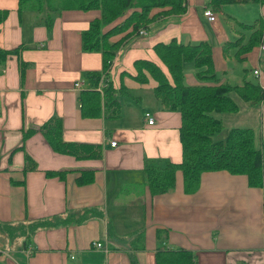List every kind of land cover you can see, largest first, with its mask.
<instances>
[{"label":"crops","instance_id":"0c3cea01","mask_svg":"<svg viewBox=\"0 0 264 264\" xmlns=\"http://www.w3.org/2000/svg\"><path fill=\"white\" fill-rule=\"evenodd\" d=\"M205 2L186 0L184 14L159 18L145 35L138 33L129 39L110 69L113 86L124 84L131 95L121 99L120 116L101 113L85 118L78 102L79 88L73 83L80 80L85 87L84 71L101 66L99 52H84L80 47L81 31L97 16L88 14L97 11L64 10L55 19V34L51 33L50 39L40 28H33L36 47L31 48L11 33L20 24L17 0H0V8L9 12L0 24V48L25 44L19 57L27 62L22 74L18 55H9L0 63V220L29 223L89 208L101 214L82 222L37 228L27 245L21 236L16 239L22 241L16 243V239L10 241L9 236L0 234V264H131V259L137 264H155L154 254L160 245L189 249L197 264H264L263 191L249 186L244 175L205 171L195 184L186 186L182 173L177 172L174 187L155 195H150L145 182V160L180 162V118L177 111L165 109L153 92L150 101L146 93H137L151 86H141L125 74H134L133 61L149 59L166 72L152 48L154 43L172 37L185 44L209 42L207 31L211 28L217 39L215 46L209 42L216 76L220 73L217 79L230 84L248 79L244 72L240 76L239 71H229L221 52L227 42L218 19L222 8L213 11ZM247 4L257 9L250 6L246 11H258L264 20V5ZM206 7L215 14L213 20L204 15ZM263 55L258 45L240 60L251 63L252 74L256 68L260 70L259 76L253 75L262 87ZM226 75L237 82H230ZM242 102L241 106L237 102L238 110L231 114H252L254 125L250 127L255 137L257 128L259 138L264 137V101L254 107ZM145 111L151 114L152 124L147 123ZM222 114H217L221 120ZM51 115L62 118L66 141L100 145L101 157L82 159L57 153L39 132L22 140L24 130L39 126ZM111 140L116 141L115 146L110 145ZM21 144L23 148H17ZM25 154L37 167L23 175ZM48 169L66 172L47 176ZM80 174L84 177L79 181ZM11 180L25 182L22 186ZM93 242H100V248Z\"/></svg>","mask_w":264,"mask_h":264},{"label":"trees","instance_id":"16d2710c","mask_svg":"<svg viewBox=\"0 0 264 264\" xmlns=\"http://www.w3.org/2000/svg\"><path fill=\"white\" fill-rule=\"evenodd\" d=\"M17 2L18 12L29 6L45 15V23L48 26L55 21V16L52 15L55 10L78 9L98 12V16L89 20L88 26L80 33L81 50L99 52L101 55L100 68L84 71L83 79L86 86H81L78 91L81 115L85 118L99 117L101 113L106 117L120 116L121 99L131 95L129 88L124 84L114 87L110 78V69L118 51L129 39L138 35L140 30L146 31L155 20L166 16H181L187 9L186 0H17ZM236 3L264 5V0L205 2L206 6L216 12L221 10L223 5ZM8 13V9L0 8V24ZM239 22L241 29H247L249 33L245 37V31H240V36L234 41L223 43L221 52L226 56L229 55L231 48H235L233 53L235 58L243 60L246 53L261 42L264 20L258 17L252 23ZM24 47L26 45L20 43L10 49L0 48V63L5 62L9 55H18L22 74L27 62L22 61L19 53ZM152 48L166 72L151 60L138 58L133 61L134 74L127 72L125 74L141 86L150 85L153 95L165 109L178 112L181 160L180 162L145 160L143 171L150 195L170 191L175 185L177 172L182 173L184 184L190 186L199 180L201 173L222 170L234 175H244L249 186L262 188L264 209V137L259 138L257 142L252 127H231L223 139H213V135L224 128L217 114L233 113L238 110V104L232 95L254 107L264 100V87L259 82L248 79H244L241 84L218 80L213 65L212 46L205 40L185 44L172 37L167 42L154 43ZM185 62L193 63L194 75L203 81L201 84L192 85L184 82ZM260 66L264 74V59ZM244 74H248L247 69H244ZM35 132H39L57 153L82 159L101 157L100 145L66 141L63 138V120L60 116L51 115L39 126L28 127L22 132V140ZM17 148H23V145ZM36 167L32 157L25 154L23 175ZM45 171L47 176H62L66 172L52 169ZM81 177L84 176L80 174L78 180ZM11 181L22 186L25 182ZM78 215H81L80 218H77ZM100 215L95 209L89 208L29 223L0 220V234L9 236L10 241L21 236L24 238L23 244L27 245L30 235L37 228L82 222L91 216ZM154 258L155 264H197L195 255L189 249L179 246L160 245L155 251ZM131 264L137 263L131 259Z\"/></svg>","mask_w":264,"mask_h":264},{"label":"rangeland","instance_id":"374dc122","mask_svg":"<svg viewBox=\"0 0 264 264\" xmlns=\"http://www.w3.org/2000/svg\"><path fill=\"white\" fill-rule=\"evenodd\" d=\"M250 6L257 9V6L254 4L245 5V3L228 4V5L222 6V13L218 14V19L221 22L222 26L224 27V29L227 33V39H226L227 41H234L239 36V34H238L239 31L244 30L246 34L249 33V30L241 29L240 25L236 22V20L243 21V19L247 18L246 19L247 21H244V22L251 23L254 20V19H252V16L253 17L255 16L254 18H258V16H259L258 11H255V12L250 11V13H249L248 11L245 10V7H250ZM205 9H207V8H204V10ZM62 12H64V11L55 10L52 15H54L55 19L57 20V18L62 16V14H63ZM89 13L90 14H88V15L93 16V14L96 13V15L98 16L97 12H89ZM247 16H249V17H247ZM44 18H45V15L43 13H40V12H37V10L31 9L29 6H25L21 11L19 28L17 30H12L11 33L13 35L16 34L17 37L21 39V42L28 44L29 47H31V48L36 47V42L33 41V35H32L33 28H40L41 33L45 34L46 39H50L52 37L51 33L55 34V26H53L54 23L51 24L50 26H48L45 23ZM84 26L86 27L87 25H84ZM207 33H209V35H210L209 42L212 44V46L217 45L216 36L212 34L211 28H208ZM41 42L43 43L44 41H41ZM234 51H235V48H233V49L231 48V50L229 51V55L224 56L226 58L223 57L227 63L229 71L230 72H234L235 70L239 71L241 73L240 76H242L243 72H244V67H246L249 70L247 78L252 82H257V78H255L254 75L252 74L251 63L248 61L246 63H243L240 60H237L233 54ZM262 59H264V55H263ZM194 68L195 67H194L192 62H185L183 64V73H184V77L186 79L185 81H186V83L188 82L189 84H195V83L201 84L203 81H201L195 77V75H194L195 69ZM229 71H228V73L230 74ZM188 75H191L193 77L192 81H190L188 79L189 78ZM217 76L220 77L219 72L217 73ZM225 77L227 78V80H230V82H237L236 79H233V77H231V76L226 75ZM78 81H80V80H78ZM137 93L138 94L139 93L140 94L146 93L148 101H150V99H153L151 89H146V90H143V92L139 91ZM237 102L239 103L240 106L245 104L244 102H242L239 99H237ZM220 117L222 118V120L224 122V128L222 130H220L222 132L219 131L220 132L219 134H216L213 136L214 140L221 139L222 136H224V134L231 127H250V126L254 125V118H253L252 114H240L239 115V114L224 113V114L220 115ZM255 130H256L255 140H257V139H259V135L257 134L259 129L257 128ZM257 142H258V140H257ZM15 241L17 243L18 241H22V239H16ZM14 246H16V245H13L12 247H14Z\"/></svg>","mask_w":264,"mask_h":264},{"label":"built area","instance_id":"2783aa9c","mask_svg":"<svg viewBox=\"0 0 264 264\" xmlns=\"http://www.w3.org/2000/svg\"><path fill=\"white\" fill-rule=\"evenodd\" d=\"M203 13L208 18V20H213L215 18V14L209 8L205 9ZM145 33H146L145 30H140L139 31V34H142V35H145ZM259 47H260V49L264 50V35L261 38V42L259 43ZM253 74L259 76L260 75V70L257 69V68L254 69L253 70ZM73 86L75 88H80L82 86V82L81 81H75L73 83ZM98 88H100V84H99ZM144 117L147 119V123L148 124H152L153 123V118H152L151 114L148 111L144 112ZM110 145L111 146H115L116 145V141L115 140H111L110 141ZM93 246L95 248H100L101 243L100 242H93Z\"/></svg>","mask_w":264,"mask_h":264}]
</instances>
